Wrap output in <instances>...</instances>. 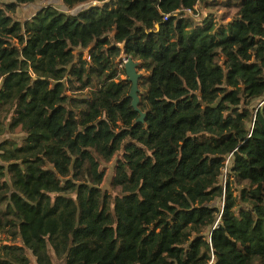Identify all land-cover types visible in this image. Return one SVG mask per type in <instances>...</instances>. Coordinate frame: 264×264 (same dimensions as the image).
Masks as SVG:
<instances>
[{
  "label": "trees",
  "instance_id": "16d2710c",
  "mask_svg": "<svg viewBox=\"0 0 264 264\" xmlns=\"http://www.w3.org/2000/svg\"><path fill=\"white\" fill-rule=\"evenodd\" d=\"M0 264H264V0L0 1Z\"/></svg>",
  "mask_w": 264,
  "mask_h": 264
},
{
  "label": "water",
  "instance_id": "95a60500",
  "mask_svg": "<svg viewBox=\"0 0 264 264\" xmlns=\"http://www.w3.org/2000/svg\"><path fill=\"white\" fill-rule=\"evenodd\" d=\"M124 47V44L121 45V48ZM125 74L128 78V82L131 83V91L129 94V97L132 99V107L139 111L138 105H139V80L144 76L140 74L137 70V64L133 61L131 57H128L125 61ZM144 115L142 114L139 121L143 122Z\"/></svg>",
  "mask_w": 264,
  "mask_h": 264
},
{
  "label": "rangeland",
  "instance_id": "374dc122",
  "mask_svg": "<svg viewBox=\"0 0 264 264\" xmlns=\"http://www.w3.org/2000/svg\"><path fill=\"white\" fill-rule=\"evenodd\" d=\"M0 1H2V2H10L12 0H0ZM45 7H46V5H43L42 9L45 8ZM57 9L60 10L61 7L58 6ZM85 59H89L88 55H85ZM122 66H125V62L122 63ZM139 73L144 75L143 72H139ZM123 78L125 80H128L126 75ZM139 91H141L140 86H139ZM5 138H8L10 140H14L16 142H21V140L23 138V135L20 132V127L9 129L8 132H7V135L5 136ZM102 167L106 171V180H105V183L103 184V189L110 190L109 183H110V179L112 177V168H111V166H108L106 164H102ZM218 205L219 204L217 203L216 206L219 207ZM2 242H6V237L2 238Z\"/></svg>",
  "mask_w": 264,
  "mask_h": 264
},
{
  "label": "crops",
  "instance_id": "0c3cea01",
  "mask_svg": "<svg viewBox=\"0 0 264 264\" xmlns=\"http://www.w3.org/2000/svg\"><path fill=\"white\" fill-rule=\"evenodd\" d=\"M44 4H38V5H35V6H29L27 8H24L23 9V12L27 15L28 19H32L34 17V15H36V13L39 11V10H42V6ZM55 7H58L59 5H54ZM60 7V6H59Z\"/></svg>",
  "mask_w": 264,
  "mask_h": 264
},
{
  "label": "built area",
  "instance_id": "2783aa9c",
  "mask_svg": "<svg viewBox=\"0 0 264 264\" xmlns=\"http://www.w3.org/2000/svg\"><path fill=\"white\" fill-rule=\"evenodd\" d=\"M4 68H5L6 72H10L11 71V67L9 65H7V64L4 65Z\"/></svg>",
  "mask_w": 264,
  "mask_h": 264
}]
</instances>
